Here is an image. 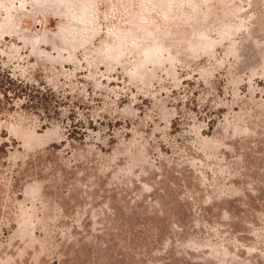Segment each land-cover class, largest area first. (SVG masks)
Segmentation results:
<instances>
[{"label": "rangeland", "instance_id": "rangeland-1", "mask_svg": "<svg viewBox=\"0 0 264 264\" xmlns=\"http://www.w3.org/2000/svg\"><path fill=\"white\" fill-rule=\"evenodd\" d=\"M0 62L51 89L0 109V264H264V0H0Z\"/></svg>", "mask_w": 264, "mask_h": 264}, {"label": "trees", "instance_id": "trees-1", "mask_svg": "<svg viewBox=\"0 0 264 264\" xmlns=\"http://www.w3.org/2000/svg\"><path fill=\"white\" fill-rule=\"evenodd\" d=\"M44 91L36 83H31L26 79L12 74L3 64L0 62V109L4 108L10 101L15 98L22 97L27 99V103L34 106V99ZM51 91L46 88L44 93Z\"/></svg>", "mask_w": 264, "mask_h": 264}]
</instances>
